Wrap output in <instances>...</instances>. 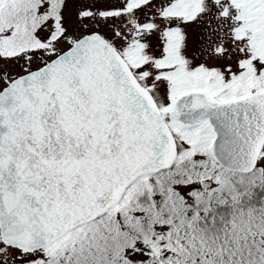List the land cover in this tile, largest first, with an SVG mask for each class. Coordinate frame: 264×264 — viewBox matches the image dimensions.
Instances as JSON below:
<instances>
[{
    "label": "snow or ice",
    "instance_id": "6c2138e0",
    "mask_svg": "<svg viewBox=\"0 0 264 264\" xmlns=\"http://www.w3.org/2000/svg\"><path fill=\"white\" fill-rule=\"evenodd\" d=\"M0 264H264V0H0Z\"/></svg>",
    "mask_w": 264,
    "mask_h": 264
}]
</instances>
